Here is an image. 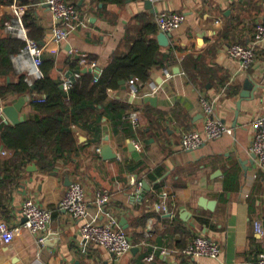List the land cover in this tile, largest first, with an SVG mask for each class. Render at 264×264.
<instances>
[{
	"label": "crops",
	"instance_id": "0c3cea01",
	"mask_svg": "<svg viewBox=\"0 0 264 264\" xmlns=\"http://www.w3.org/2000/svg\"><path fill=\"white\" fill-rule=\"evenodd\" d=\"M46 1L0 0V42L23 43L9 55L10 71L0 63V89L20 75L26 77L30 68L29 58L18 56L24 40L6 30L15 18L13 4L27 6L22 16L27 37L42 48V62H52L49 77L61 85L67 78L73 84L85 74L96 81L115 57L132 50L141 35L147 53L152 42L159 48L157 55H167L169 61L151 67L134 97L128 80L108 89L103 105L86 112L98 131L71 124L73 148L61 154L49 148L40 164L13 163L1 138L6 127L16 125L3 109L21 96L0 97V220L16 229L10 244L0 242V264H253L264 254V237L253 227L258 220L264 224V183L251 151L253 122L264 108V40L254 45L255 60L248 68L230 59L226 49L231 44H253L255 26L264 23V0H165L149 1V7L147 0H63L80 16L60 45L50 41L54 20ZM163 11L185 18L170 33L168 47L157 39L155 18ZM6 50L0 48V61ZM25 96L20 123L35 115L32 93ZM202 99L232 133L186 150L181 135L201 130L205 121ZM113 102L128 106L119 118L111 113ZM134 110L139 112L136 132L124 120ZM134 143L141 145L140 151ZM75 181L84 188L86 220L106 225L114 219V227L132 244L128 253L115 257L100 245L82 241L80 222L59 207ZM99 193L108 195L101 209ZM28 198L50 212L46 231L31 233L24 228L21 210ZM161 204L165 211L158 209ZM197 236L218 245L217 258L194 259L180 253ZM163 249L167 253L162 254Z\"/></svg>",
	"mask_w": 264,
	"mask_h": 264
},
{
	"label": "built area",
	"instance_id": "2783aa9c",
	"mask_svg": "<svg viewBox=\"0 0 264 264\" xmlns=\"http://www.w3.org/2000/svg\"><path fill=\"white\" fill-rule=\"evenodd\" d=\"M150 2H160L165 0H147ZM47 8L54 20V24L50 29V41L55 45H60L67 40L69 25L78 22L80 12L74 6L65 3L63 0H47ZM27 6L21 4H13L12 12L15 16L11 24H7L6 30L11 32L14 37L23 39L25 45L18 56H27L30 60V68L27 69L26 77L24 78L28 86H32L34 82L41 79L43 74L41 72L42 48L36 41L27 37L26 28L22 22V16L25 14ZM184 15L176 12H160L156 18L155 23L160 32L167 34L172 33L178 29L184 22ZM264 40V23H259L255 26L253 44L251 46H244L240 44H231L227 47L226 53L230 59L238 60L243 68H248L255 60L254 45ZM86 61L82 59L84 64ZM72 85L70 79H65L62 82L64 91H68ZM127 85L131 87L130 94L132 97L137 94V86L140 83L137 80L130 79ZM36 103L44 102L43 97L35 96L32 99ZM203 113L205 114V121L201 130L185 131L181 135V146L186 150H194L203 145L206 141L220 138L224 134L230 135L232 131L220 123L213 116V107L204 99L201 100ZM124 120L131 125L133 132L139 129V112L134 110L128 112L124 116ZM255 133L251 151L256 156L257 166L261 172L262 181L264 183V108L260 116L256 117L253 122ZM136 150H141V145L134 143ZM2 155L6 152L2 151ZM97 204L101 209L102 205L108 201L106 193L97 194ZM166 195L164 194L163 197ZM59 207L67 212L75 220L80 222L79 235L82 241L92 242L102 246L108 253L115 257H121L128 253L132 244L127 236L120 230H117L115 220L110 219L106 225L92 224L86 220L87 207L85 201V192L82 184L78 181L72 182L64 196L59 202ZM158 207V206H157ZM158 209L166 210V206L161 204ZM22 216L25 218L24 228L31 233H41L48 229L51 222V214L46 209L38 206L31 198L25 200L22 210ZM254 232L260 237H264V224L261 221H255L253 224ZM16 229L10 228L3 220H0V242L10 244L15 237ZM43 237L39 238L42 242ZM162 254L167 253L165 249L161 251ZM183 256L188 258H217L219 255L218 245L210 239L202 236H197L180 252ZM153 256H149L151 261ZM253 264H264V254H261Z\"/></svg>",
	"mask_w": 264,
	"mask_h": 264
},
{
	"label": "trees",
	"instance_id": "16d2710c",
	"mask_svg": "<svg viewBox=\"0 0 264 264\" xmlns=\"http://www.w3.org/2000/svg\"><path fill=\"white\" fill-rule=\"evenodd\" d=\"M25 25L28 27L24 18ZM151 33L155 27L148 25ZM23 43L12 39L0 42V48L7 50L0 63L6 71L11 70L9 55L18 52ZM144 46V38L139 37L134 42L132 50L122 56L115 57L109 66L103 70L95 81L91 74L79 76L68 91L61 89V82L49 77L52 68L51 61L42 62L40 67L43 77L34 82L30 104L35 112L31 118L14 127H6L1 138L3 146L12 152V161H32L39 164L45 158L44 151L53 148L55 154H61L65 149L73 148L70 125L81 126L88 131H98L97 126L91 125L87 111H94L98 105H103L107 99L108 89H117L120 81L137 80L145 84L150 76L153 65L161 66L169 61L167 55H157L158 46L150 42L149 52ZM4 61V62H3ZM24 75H20L16 82L0 89V97L12 93L18 96L29 94L30 86L25 82ZM43 97L44 102L36 103L34 97ZM128 108L126 104L113 102L111 113L119 118ZM46 162V159H44ZM42 166V165H41ZM44 167V166H43Z\"/></svg>",
	"mask_w": 264,
	"mask_h": 264
},
{
	"label": "water",
	"instance_id": "95a60500",
	"mask_svg": "<svg viewBox=\"0 0 264 264\" xmlns=\"http://www.w3.org/2000/svg\"><path fill=\"white\" fill-rule=\"evenodd\" d=\"M146 6L149 7L151 6V3L149 1L145 2ZM169 38L170 34L160 32L157 35L158 42L161 46L163 47H168L169 46ZM66 76H69V74H66ZM73 80V79H72ZM124 81H121L120 84H124ZM61 89H63L62 85L60 86ZM34 90V86H30V91L29 93H32ZM28 100V96H21L18 98L17 102H15L12 106H7L3 109V113L8 119V121L13 124V125H18L21 121H23L22 117H19V112L21 111L22 107L25 105V103ZM145 101L149 102H154L155 99L145 97ZM106 149H102V152H105ZM107 153V152H106ZM148 188H146L147 190ZM49 238V237H48ZM47 238V239H48Z\"/></svg>",
	"mask_w": 264,
	"mask_h": 264
}]
</instances>
